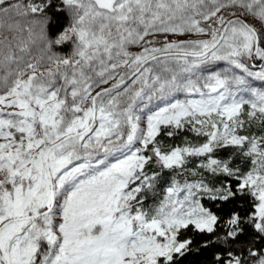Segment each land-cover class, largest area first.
<instances>
[{"label": "snow or ice", "instance_id": "1", "mask_svg": "<svg viewBox=\"0 0 264 264\" xmlns=\"http://www.w3.org/2000/svg\"><path fill=\"white\" fill-rule=\"evenodd\" d=\"M0 264H264V0H0Z\"/></svg>", "mask_w": 264, "mask_h": 264}, {"label": "rangeland", "instance_id": "2", "mask_svg": "<svg viewBox=\"0 0 264 264\" xmlns=\"http://www.w3.org/2000/svg\"><path fill=\"white\" fill-rule=\"evenodd\" d=\"M215 67H216V68H222V67H224V65H223V64H220V65H216ZM255 85H256L257 87H260V86H261V82L257 81V82H255Z\"/></svg>", "mask_w": 264, "mask_h": 264}]
</instances>
